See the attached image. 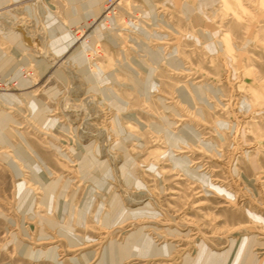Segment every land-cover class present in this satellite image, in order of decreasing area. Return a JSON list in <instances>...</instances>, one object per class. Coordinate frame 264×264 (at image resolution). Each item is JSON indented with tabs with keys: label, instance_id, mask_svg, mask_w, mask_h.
<instances>
[{
	"label": "rangeland",
	"instance_id": "374dc122",
	"mask_svg": "<svg viewBox=\"0 0 264 264\" xmlns=\"http://www.w3.org/2000/svg\"><path fill=\"white\" fill-rule=\"evenodd\" d=\"M212 256L264 264V0H0V264Z\"/></svg>",
	"mask_w": 264,
	"mask_h": 264
},
{
	"label": "bare ground",
	"instance_id": "6f19581e",
	"mask_svg": "<svg viewBox=\"0 0 264 264\" xmlns=\"http://www.w3.org/2000/svg\"><path fill=\"white\" fill-rule=\"evenodd\" d=\"M147 229L145 228H141L139 230H137L136 232L132 233L128 238H132L131 242L129 244H133L134 248L133 251H136L137 254L138 253H147V252H153L152 254H150V256H156V254H154L155 252V245L153 244L152 240L149 238V236L145 233H143V231ZM242 251V249H241ZM109 252V247L106 248V253L108 254ZM107 254L105 256H107ZM141 256V254H138V256ZM116 256H119V253H117L116 251ZM120 258V257H119ZM116 258L117 263H119L122 260V257L119 259ZM212 262H219L220 264H230V258L229 257H217V256H212L210 257Z\"/></svg>",
	"mask_w": 264,
	"mask_h": 264
}]
</instances>
